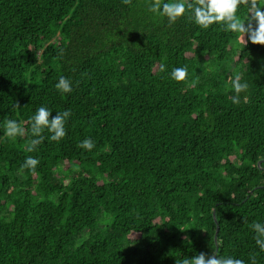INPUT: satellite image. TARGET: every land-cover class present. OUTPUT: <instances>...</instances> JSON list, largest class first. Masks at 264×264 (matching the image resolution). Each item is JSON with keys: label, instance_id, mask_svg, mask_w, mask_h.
<instances>
[{"label": "trees", "instance_id": "obj_1", "mask_svg": "<svg viewBox=\"0 0 264 264\" xmlns=\"http://www.w3.org/2000/svg\"><path fill=\"white\" fill-rule=\"evenodd\" d=\"M152 2L0 0V264H264L251 228L264 221V45L187 11L170 24ZM42 105L70 110L66 134L45 129L29 152ZM9 119L23 136L4 134Z\"/></svg>", "mask_w": 264, "mask_h": 264}, {"label": "clouds", "instance_id": "obj_2", "mask_svg": "<svg viewBox=\"0 0 264 264\" xmlns=\"http://www.w3.org/2000/svg\"><path fill=\"white\" fill-rule=\"evenodd\" d=\"M124 2L127 3L128 0H124ZM243 3L244 0H196L195 3H186L185 0H168V2L153 0L149 10L159 16L166 17L170 24L184 16L187 11L194 22L203 28L220 22L226 31L239 33L243 40L247 36V40L251 43L264 45V7L257 5L255 0H251L247 4L249 16L245 21L237 16V9ZM161 70H164L163 65H161ZM186 75L187 68L184 66L174 67L169 73L170 78L177 81L185 79ZM231 85L233 90L231 102L238 104L241 101L240 93L246 91L247 84L241 82L240 75H237L231 80ZM54 87L62 93L72 91V83L65 76H60ZM51 112V109L42 105L36 108L34 114L28 118L33 138L29 142L27 151L31 152L36 145L42 142L44 139L42 133L45 129L51 133L49 137L51 140L58 141L65 137V123L71 115L70 110L64 109L56 112L54 116L49 118ZM4 134L9 137L23 136L25 129L18 121L9 119L4 122ZM79 146L90 151L95 146V142L91 138H85L79 142ZM38 163V158L27 156L21 168L34 171ZM251 228L254 233L255 244L261 251H264V221L253 222ZM175 264H245V261L234 258L232 255L220 256L216 252L206 255L204 252H200L190 258H179ZM252 264H255L254 259Z\"/></svg>", "mask_w": 264, "mask_h": 264}, {"label": "water", "instance_id": "obj_3", "mask_svg": "<svg viewBox=\"0 0 264 264\" xmlns=\"http://www.w3.org/2000/svg\"><path fill=\"white\" fill-rule=\"evenodd\" d=\"M212 217H213V220L215 221L214 211L212 212ZM217 230H218V225L216 224L215 235H216ZM214 239H215V236H214Z\"/></svg>", "mask_w": 264, "mask_h": 264}, {"label": "rangeland", "instance_id": "obj_4", "mask_svg": "<svg viewBox=\"0 0 264 264\" xmlns=\"http://www.w3.org/2000/svg\"><path fill=\"white\" fill-rule=\"evenodd\" d=\"M64 167H66V166H64Z\"/></svg>", "mask_w": 264, "mask_h": 264}]
</instances>
